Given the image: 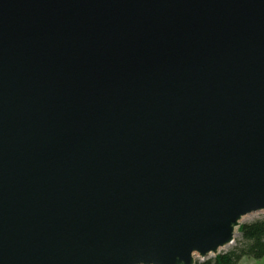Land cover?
Wrapping results in <instances>:
<instances>
[{"label":"water","instance_id":"water-1","mask_svg":"<svg viewBox=\"0 0 264 264\" xmlns=\"http://www.w3.org/2000/svg\"><path fill=\"white\" fill-rule=\"evenodd\" d=\"M264 212V0H0V264H196Z\"/></svg>","mask_w":264,"mask_h":264},{"label":"trees","instance_id":"trees-1","mask_svg":"<svg viewBox=\"0 0 264 264\" xmlns=\"http://www.w3.org/2000/svg\"><path fill=\"white\" fill-rule=\"evenodd\" d=\"M238 234L236 246L196 264H238L243 257L264 256V218L243 223Z\"/></svg>","mask_w":264,"mask_h":264},{"label":"rangeland","instance_id":"rangeland-1","mask_svg":"<svg viewBox=\"0 0 264 264\" xmlns=\"http://www.w3.org/2000/svg\"><path fill=\"white\" fill-rule=\"evenodd\" d=\"M258 218H264V212H257V213L246 215V218L243 220V223L254 221V220H257ZM238 236L239 234L236 235V237ZM234 246H236V242L228 249H231ZM228 249H225V250H228ZM240 260L241 261L238 264H264V256L259 259H255L252 257H243Z\"/></svg>","mask_w":264,"mask_h":264},{"label":"bare ground","instance_id":"bare-ground-1","mask_svg":"<svg viewBox=\"0 0 264 264\" xmlns=\"http://www.w3.org/2000/svg\"><path fill=\"white\" fill-rule=\"evenodd\" d=\"M231 246L232 244L225 246L224 250L230 248Z\"/></svg>","mask_w":264,"mask_h":264}]
</instances>
